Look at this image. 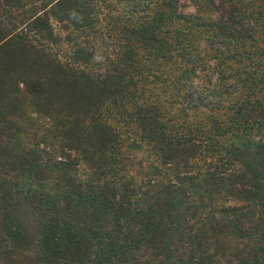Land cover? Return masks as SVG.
I'll use <instances>...</instances> for the list:
<instances>
[{
    "label": "trees",
    "instance_id": "obj_1",
    "mask_svg": "<svg viewBox=\"0 0 264 264\" xmlns=\"http://www.w3.org/2000/svg\"><path fill=\"white\" fill-rule=\"evenodd\" d=\"M191 1L0 0V264H264V0Z\"/></svg>",
    "mask_w": 264,
    "mask_h": 264
},
{
    "label": "rangeland",
    "instance_id": "obj_2",
    "mask_svg": "<svg viewBox=\"0 0 264 264\" xmlns=\"http://www.w3.org/2000/svg\"><path fill=\"white\" fill-rule=\"evenodd\" d=\"M180 6H181L180 10L184 14H194L195 13V7L192 4L191 0H180ZM193 31H194V29H190L189 33H192ZM201 36L203 37L202 34H201ZM261 44L264 45V43H262V41H261ZM198 47L202 48L203 44L198 43ZM26 105L23 106V112H24L23 113L24 114L23 120L25 119L28 122H30V120L39 121V116L34 112V110L30 106H28V105L26 106ZM161 111L165 112V114L163 115V118H168L174 123H177L178 120L184 121V119H186L185 115H184L183 119L180 118L181 116L178 114L179 111L174 106H172V107L170 106V109H166V110L161 108ZM35 114H36V116H34ZM110 114H111L110 112L105 113V115H104L105 121H107L108 123L110 122V124L113 122V125L117 126V128H115L117 130V132L122 131L124 133V138H123V142H122L123 154L126 155L128 157V159L130 158V160L133 161V159H134V161H136V159L138 158V155H139V153H138L139 151L130 148L131 146L129 145L130 143H132V139L135 140V138L137 137V133L135 132L136 126L133 124L131 125L129 120L127 121L128 125H126V123L124 121V117L121 119L122 123L118 124V118H117L118 116L117 115L113 116L116 119V122H115L114 120H112L113 117H111V115H113V113L111 115ZM109 116H110V118L108 119ZM187 117L191 118V117H193V115L192 116L187 115ZM130 120L134 121L133 119H130ZM182 121L179 124L183 123ZM82 171H84V168L80 167L79 172L82 173Z\"/></svg>",
    "mask_w": 264,
    "mask_h": 264
}]
</instances>
